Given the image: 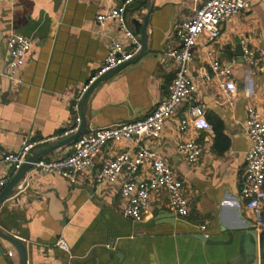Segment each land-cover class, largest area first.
<instances>
[{"label":"crops","instance_id":"obj_1","mask_svg":"<svg viewBox=\"0 0 264 264\" xmlns=\"http://www.w3.org/2000/svg\"><path fill=\"white\" fill-rule=\"evenodd\" d=\"M120 1L0 0V161L2 154L18 151L25 137L45 140L72 127L71 105L103 63L109 40L123 42L115 22L104 26L96 22L97 15ZM205 1L137 0L127 8V25L136 34L132 22L142 23L153 5L146 29L150 57L92 91L86 129L142 120L168 95L175 73L170 53L179 47L175 29ZM247 1L249 9L222 23L214 42L201 37L193 48L189 71L198 87L196 97L204 105L202 116L193 119L186 132H179L178 123L189 108L185 103L165 122L160 139L139 143L161 156L183 181L189 216L172 213L167 193L159 190L152 194L151 212L142 223L125 219L121 183L98 186L94 175L106 158L133 152L137 146L108 143L74 185L55 174L31 169L0 206V231L24 243L27 264H229L238 256L234 245L207 246L196 235H201L200 226H206L209 239L226 241L220 230L239 224L238 203L244 218L252 223L241 200L250 148L244 123L248 107L256 108L264 118V0ZM12 33L31 41L25 63L17 70L19 85L3 75L8 60L6 41ZM238 43L256 53V68L234 56ZM207 52L231 69L232 106L215 84L201 82ZM214 127L221 131L219 137ZM64 139L42 145L33 154ZM188 140L203 149L194 167L176 152V145ZM72 144L41 160L64 158ZM12 171L11 166L0 163V179H11ZM150 176V171L141 169L137 179ZM21 184L27 188L18 194ZM166 213L174 218L157 221ZM262 215L264 222V206ZM259 234H264V225ZM58 240L64 241L66 251L56 246ZM0 246V264H19L11 245L1 241ZM260 249L264 260V240ZM8 252L12 258L6 256Z\"/></svg>","mask_w":264,"mask_h":264},{"label":"built area","instance_id":"obj_2","mask_svg":"<svg viewBox=\"0 0 264 264\" xmlns=\"http://www.w3.org/2000/svg\"><path fill=\"white\" fill-rule=\"evenodd\" d=\"M137 0H121L111 10L96 16V22L104 26L113 21L117 24L123 36V42L111 38L107 47L106 57L101 66L92 74L79 90L71 110L74 113L72 127L58 136L45 140H32L25 137L21 147L16 152L2 154L0 163L7 164L16 172L23 166L33 151L47 143L59 141L77 132L81 119L79 105L89 88L102 75L122 66L137 56L141 50L139 37L128 27L126 11ZM247 0H206L193 15L180 23L175 29L179 42L178 49L170 53L175 64V73L169 86L168 95L144 119L112 125L104 128L89 127L72 144L67 157L59 160H38L32 170L44 174H55L74 185L79 174L85 172L108 143H133L137 149L133 152H123L106 158L102 167L95 173L94 182L98 186L105 183H121L120 196L125 201L122 216L133 222L142 223L151 212V196L159 190L168 195L169 207L172 213L180 218H187L190 214L189 201L185 195L184 183L177 176L174 169L156 152L139 146L142 140L155 141L161 138L164 124L172 119L178 108L188 103L186 118L179 121L178 130L184 133L190 127L193 119L202 116L204 105L196 93L198 87L191 81L189 64L193 57V48L201 37L208 43L214 42L220 35V26L228 18L237 16L249 9ZM243 60L256 68L259 59L256 53L241 43ZM31 48V41L26 37L12 33L6 41L8 60L4 77L18 85L21 81L16 77L17 70L25 63ZM207 68L201 71V82L204 85L215 84L222 98L229 106L233 105L229 90L232 72L230 67L220 63L214 54L207 52ZM244 133L250 142L246 154V169L241 200L243 209L252 220V228L259 234L263 228L264 206V118L254 107L246 110ZM177 154L191 167L198 165L203 153L202 147L194 141L179 142L176 145ZM141 169L150 171L147 180H138L137 174ZM10 180L9 177L0 179V191ZM18 194L23 193L27 184H21ZM201 234L208 238L206 226H200ZM56 246L63 251L67 246L63 240H58ZM12 258V252L6 254Z\"/></svg>","mask_w":264,"mask_h":264},{"label":"water","instance_id":"obj_3","mask_svg":"<svg viewBox=\"0 0 264 264\" xmlns=\"http://www.w3.org/2000/svg\"><path fill=\"white\" fill-rule=\"evenodd\" d=\"M153 9V5H151L148 14L143 18L142 23H138L137 21H133L132 25L135 27V32L139 35L141 50L137 56L131 59L129 62L119 66L108 73L102 75L98 78L94 84L89 88L86 92L85 96L83 97L80 105H79V115L81 119V124L76 133L67 137L66 139L47 146L38 152L32 154L27 159V162L21 166L18 171H12V177L8 181V183L3 187L0 191V206L3 202L7 199L9 195H11L16 188V186L24 179L25 175L32 169L33 164H35L38 160H41L44 156L54 152L55 150L64 147L66 145L74 143L86 130L87 121L85 117L86 108L88 104V99L92 94V91L102 82L108 80L112 76L120 73L121 71L128 70L131 66L140 65L144 60L148 59L150 56L147 55V35L146 29L148 25V19ZM234 56L243 62V51L241 44H237L235 46ZM68 155V154H67ZM65 155V157H67ZM237 216L239 220V224L231 229H221L220 235L226 236L227 240H211L205 238L202 234L196 235V239L201 243L207 246H235L236 251L238 252V256L234 258L229 264H264V260L262 259L261 255V244L264 240V234H258L253 228L252 223L245 219L242 211L241 206L238 203L237 205ZM174 215L166 213L164 217L157 218V221H161L164 219H173ZM6 242L11 245L19 258V264H27V251L26 247L23 242L20 240L5 234L4 232L0 231V242ZM2 254V246H0V255ZM118 258V256H117ZM120 264V262H119Z\"/></svg>","mask_w":264,"mask_h":264},{"label":"trees","instance_id":"obj_4","mask_svg":"<svg viewBox=\"0 0 264 264\" xmlns=\"http://www.w3.org/2000/svg\"><path fill=\"white\" fill-rule=\"evenodd\" d=\"M214 129H215L216 136L219 137V135L221 134V131L216 129L215 127H214Z\"/></svg>","mask_w":264,"mask_h":264}]
</instances>
